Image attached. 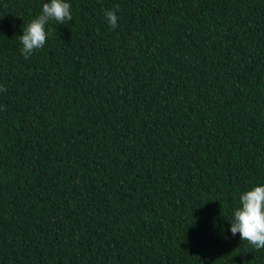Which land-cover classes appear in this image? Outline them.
Returning a JSON list of instances; mask_svg holds the SVG:
<instances>
[{
    "label": "trees",
    "instance_id": "16d2710c",
    "mask_svg": "<svg viewBox=\"0 0 264 264\" xmlns=\"http://www.w3.org/2000/svg\"><path fill=\"white\" fill-rule=\"evenodd\" d=\"M45 2L0 0V264H264L229 231L264 185V0H66L25 59Z\"/></svg>",
    "mask_w": 264,
    "mask_h": 264
},
{
    "label": "clouds",
    "instance_id": "9594fccd",
    "mask_svg": "<svg viewBox=\"0 0 264 264\" xmlns=\"http://www.w3.org/2000/svg\"><path fill=\"white\" fill-rule=\"evenodd\" d=\"M116 10H104V17L112 30L119 26ZM72 19L71 4L66 0H50L43 3L40 14L30 21L23 29V35L19 36L21 55L28 59L34 51L45 46L48 36L46 25L50 21L64 25ZM3 91H6V88L0 85V92ZM239 205L232 212L229 231L233 236L239 234L241 241H247L255 249H264V185L244 191L239 196Z\"/></svg>",
    "mask_w": 264,
    "mask_h": 264
}]
</instances>
